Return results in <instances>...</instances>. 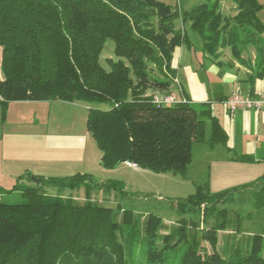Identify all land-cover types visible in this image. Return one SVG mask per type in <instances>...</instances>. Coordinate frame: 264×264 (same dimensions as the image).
<instances>
[{
	"label": "trees",
	"instance_id": "16d2710c",
	"mask_svg": "<svg viewBox=\"0 0 264 264\" xmlns=\"http://www.w3.org/2000/svg\"><path fill=\"white\" fill-rule=\"evenodd\" d=\"M169 1L0 0L1 119L15 101L81 102L103 169L128 163L183 176L194 145H225L227 134L210 103L174 96L173 104L154 103L155 96L169 95L157 92L171 84L181 92L173 52L193 47L174 21L190 23L211 61L221 49L239 59L253 48L250 83L264 75V24L258 0H232L231 15L222 13L221 0L189 9ZM108 40L113 45L105 68ZM42 184L57 192L46 193ZM81 188L126 196L122 182L96 183L89 174L19 176L13 190L21 191L24 202H0V264H264V175L218 193L197 186L175 203L180 219L172 228L154 213L143 217L118 205V219L88 194L83 204L61 194ZM250 191L256 201L244 215L220 209L234 193ZM224 232L240 236L241 243L223 241Z\"/></svg>",
	"mask_w": 264,
	"mask_h": 264
},
{
	"label": "crops",
	"instance_id": "0c3cea01",
	"mask_svg": "<svg viewBox=\"0 0 264 264\" xmlns=\"http://www.w3.org/2000/svg\"><path fill=\"white\" fill-rule=\"evenodd\" d=\"M258 2L262 6L258 18L264 24V19H262L264 0H258ZM221 7L222 13L225 15H231L234 12L233 5L224 6L221 4ZM181 47L175 48L172 59V68L176 71L175 77L181 92L177 90L176 85L172 84L166 91H158L161 94H171L177 99L182 98L195 103H210L212 113L218 118L227 134L225 145H216L211 149L203 145H196V148H199L198 150H201L206 157L207 180L205 187L210 193H218L257 181L264 175V109L259 111L237 109L231 112L226 109L223 103L233 93L245 94L255 99L264 96V75L254 79L251 83L249 80L253 73L255 59L253 48L244 50L239 59L234 58L227 48L220 50V57L216 61H211L207 55L201 53V56L207 60L208 68L205 75L203 74V79L200 80L196 74L190 71L189 67L183 68L185 63L189 64L188 60L191 61L194 58L190 53L192 48H187L184 45L185 49L183 50ZM183 52H186V55ZM182 68L185 71V79L188 81L187 92L181 82ZM211 97L214 100H210ZM13 104L16 103L12 102L10 106ZM24 104H30L35 111L28 120L46 119L49 123L51 122L50 132L45 135L26 132L12 134L16 138H9V141L3 142L0 147V173L8 163L14 167L29 163L31 167L25 165L22 168L23 171H26L25 174L45 178H64L79 173L89 174L93 179L94 172L88 167L100 169V167H96L100 164L96 151L93 153L91 150L90 157L87 156L90 143L86 129L87 105L81 102H62L60 100L28 101ZM61 110H70L73 113L76 110L83 112L84 128L81 130V127L77 125V115L70 114V117L66 115L65 121L55 118V111ZM5 117V119L8 118L7 115ZM5 122L4 120L0 121V129ZM192 160L193 154L189 166H191ZM5 162L6 164H4ZM122 165L139 170L136 166L128 163ZM98 170L96 169V172ZM102 170L110 171L103 168ZM19 176V174L14 175L13 178ZM260 219L264 220V213L260 215ZM221 239L223 240V238ZM229 240L231 244L238 242V239L232 235H229ZM238 243L240 244L241 241Z\"/></svg>",
	"mask_w": 264,
	"mask_h": 264
},
{
	"label": "rangeland",
	"instance_id": "374dc122",
	"mask_svg": "<svg viewBox=\"0 0 264 264\" xmlns=\"http://www.w3.org/2000/svg\"><path fill=\"white\" fill-rule=\"evenodd\" d=\"M201 1L202 0H170L168 3L176 8L189 9L191 6ZM221 4L224 6H234L232 0H221ZM262 19H264V13L262 14ZM174 26L176 29H185L191 43L193 44L190 53L191 55L193 54L194 58L191 61L188 60L189 64L185 63L183 68L189 67L190 71L196 74L200 80H202L208 68V63L207 60L201 56V40L199 36L194 30L191 29L189 22H185L183 24L180 19H177L174 21ZM112 45L113 44L110 40H108L105 44L104 51L107 50V52H105L101 58V63L105 68H107V66L104 60L105 58L109 57L108 50H112ZM181 48L184 50V45H182ZM183 53L186 55V52ZM208 59H210L209 56ZM183 68L181 71V82L185 91L187 92L188 81L185 79V71ZM153 76L159 80L161 79V76H159L156 72H154ZM157 94H160V92H157ZM169 95L173 97V95ZM210 100H214L213 97H211ZM24 102L28 101H15L14 103L16 104H13L12 106L9 104L6 109V115L8 118L5 119L6 117H4V119H1L0 117V121H6L2 126V129H0V147L3 142L7 140L9 141V138H16L14 135H12L15 132H26L40 135H45V133L50 132L51 122L49 123L46 119L38 120L33 118L32 120H28L31 114H34L33 112L35 111L32 109L30 104H24ZM104 106L105 105H101L100 107L103 108ZM70 114L72 116L77 115V125L81 127L82 130L85 125L82 115L84 114L83 112L76 110L75 113H73L70 110H61L55 111L54 116L60 121H65L66 115L69 116ZM55 131L58 132L57 130ZM89 139L90 143L88 145L87 156L90 157L92 150L93 153L96 151L100 157V152L96 148L94 140L91 137ZM198 149L199 148H196V145L193 146V160L191 166L187 165L183 176L172 173L156 174L148 170L132 169L122 164V166L119 165L116 169L110 171H104L102 170L101 166H96L100 167L101 169L100 170L99 168H96L97 170L99 169L96 172V169H93L94 167H88L90 170H92V172H94L93 181L96 183H102L108 180L122 182L126 191L125 197H121L117 192H104L102 190L100 191L93 188H90L89 190L85 188H81L79 190H64L61 192V194L65 198L68 196H73V201L78 204L85 203L84 198L85 195L88 194V197L92 200V202H96L102 206L110 208L113 212V215H115V217L118 219L122 216V212L119 211L118 205L122 209H132L134 212H136V214H140L143 217L147 213H154L162 218L164 225L167 228H172L173 226H176V221L180 219V216L175 211V203L179 199H183L193 194L197 186L206 188V157L202 154L201 150ZM4 164H6V162ZM25 165L31 167V164L29 163H25ZM25 165L21 164L18 167H14L8 163L4 170H2V173H0V188L4 190L0 192L1 203L16 204L24 202L25 199L22 197L21 191L13 190L14 186L18 183V178H13V176L18 174L20 176L25 175L24 172L26 171H23L24 169H22ZM21 182L23 184H28L24 178ZM41 187L46 193L50 195H54L57 192V188L47 184H42ZM255 201L256 196L254 191L234 193L230 202L221 205L220 209L228 208L229 212L238 211L239 214L244 215L246 211H250L252 209ZM141 220L143 221L144 219ZM246 225L248 224L246 223ZM233 227L235 228L237 226L234 225ZM219 235H222L221 238H223V241L228 242L229 235L232 234H230V232H224L220 233ZM242 236L244 235L242 234ZM236 239H238V242L242 240L240 236H236Z\"/></svg>",
	"mask_w": 264,
	"mask_h": 264
},
{
	"label": "built area",
	"instance_id": "2783aa9c",
	"mask_svg": "<svg viewBox=\"0 0 264 264\" xmlns=\"http://www.w3.org/2000/svg\"><path fill=\"white\" fill-rule=\"evenodd\" d=\"M175 102L176 99L170 95L154 97V103L157 105L173 104ZM223 103L226 109L231 112L237 109H254L259 111L264 109V96L255 99L245 94L233 93L231 96L225 99Z\"/></svg>",
	"mask_w": 264,
	"mask_h": 264
}]
</instances>
